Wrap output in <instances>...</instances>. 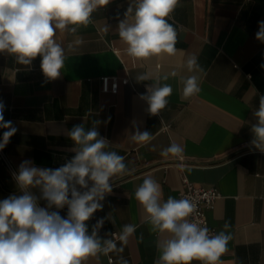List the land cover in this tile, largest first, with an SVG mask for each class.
<instances>
[{"label": "crops", "instance_id": "0c3cea01", "mask_svg": "<svg viewBox=\"0 0 264 264\" xmlns=\"http://www.w3.org/2000/svg\"><path fill=\"white\" fill-rule=\"evenodd\" d=\"M131 3L134 7V0H110L75 35L57 30L55 38L65 49L66 60L56 80L43 75L40 57L24 66L13 55L0 53L4 118L18 129L2 152L15 172L24 160L55 170L74 157L76 145L68 132L82 124L86 131L95 127L107 140L106 151L125 157L129 173L110 179L112 191L101 201L103 208L86 224L91 234L103 219L95 229L102 241L116 239L125 224H135L136 232L122 253H101L85 264H118L121 257L128 264H154L158 259L157 241L170 234L152 231L134 196L147 176L161 184L162 202L176 196L183 178L218 187L221 197L207 215L216 233L225 221L231 224L227 231L232 240L221 259L224 264H264V153L251 144V128L257 123L254 112L264 95V43L256 39L258 22L264 20V0H180L169 19L177 27L178 52L143 61L128 56L127 45L118 36L119 22ZM77 37L82 44L74 45ZM189 55L198 57L204 72L199 73L201 91L185 100L182 78L192 74L185 64ZM145 73L148 80L137 79ZM106 75L129 81L121 82L115 92H104L101 77ZM164 83L173 89L169 103L152 115L141 95ZM137 130L153 134L151 145L131 139ZM172 142L184 148L182 158L160 155ZM153 145L155 150H150ZM13 173L0 160V200L20 194ZM77 190L86 189L77 185ZM31 192L42 195L39 187ZM38 203L47 206L43 199ZM58 211L67 218V207Z\"/></svg>", "mask_w": 264, "mask_h": 264}, {"label": "clouds", "instance_id": "9594fccd", "mask_svg": "<svg viewBox=\"0 0 264 264\" xmlns=\"http://www.w3.org/2000/svg\"><path fill=\"white\" fill-rule=\"evenodd\" d=\"M109 3L110 0H0V53L13 55L24 66L32 65L40 57L43 75L47 80H56L61 77L66 60V51L55 38L57 30L75 35L81 26L92 23L95 11ZM179 4L180 0H134V7L130 4L118 25V36L127 45L128 56L143 61L176 55L178 31L169 19ZM256 39L264 43V20L258 22ZM82 43L80 37L74 41V45ZM185 64L192 73L182 78L181 98L187 100L201 91L199 73L204 69L195 55H189ZM137 79L148 80L149 75L145 73ZM146 91L141 99L147 101L148 112L157 115L168 105L173 89L164 83ZM4 110V102L0 100V129H5L0 151L18 131L12 121L5 120ZM254 116L257 123L251 128L254 135L251 144L264 153V95L259 96ZM68 136L76 147L74 157L65 165L53 170L24 160L18 172L12 174L20 194L0 200V264H85L88 258L101 253H122L129 237L136 232L135 224H125L116 239L102 241L95 230L102 226L101 219L88 234L86 222L103 208L101 201L112 191L110 179L128 174L129 170L124 156L105 150L108 142L95 127L86 131L82 124L75 125ZM154 138L147 130H137L131 139L149 146ZM150 150H155V146ZM183 153L184 148L172 142L160 155L182 158ZM77 185L86 190L78 191ZM35 187L42 193L39 198L31 192ZM134 196L143 207L152 231L170 234L157 241L158 259L154 264H224L221 257L232 240L227 231L230 222L225 221L221 231L210 234L206 225L189 220L197 210L191 199L169 196L162 202V186L151 176L136 187ZM38 199L45 200L47 206L41 207ZM53 207L57 211L49 210ZM65 207L67 218L58 211ZM118 264L128 261L121 257Z\"/></svg>", "mask_w": 264, "mask_h": 264}, {"label": "built area", "instance_id": "2783aa9c", "mask_svg": "<svg viewBox=\"0 0 264 264\" xmlns=\"http://www.w3.org/2000/svg\"><path fill=\"white\" fill-rule=\"evenodd\" d=\"M128 81V77L119 78L118 76H102V91L115 92L118 90L121 82L127 83ZM0 160H2L12 172H15L9 158L2 151H0ZM183 197H188L197 205L196 212L189 217V220L206 225L210 230V234H215L216 228L210 225L207 214L208 211L214 209L216 201L221 197L219 188L216 186L206 187L196 185L189 179L183 178V185L174 198L180 199Z\"/></svg>", "mask_w": 264, "mask_h": 264}]
</instances>
